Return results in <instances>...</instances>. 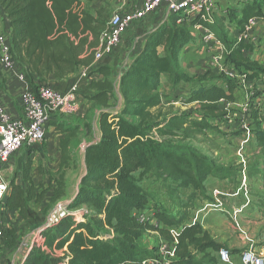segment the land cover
I'll use <instances>...</instances> for the list:
<instances>
[{"label": "trees", "instance_id": "1", "mask_svg": "<svg viewBox=\"0 0 264 264\" xmlns=\"http://www.w3.org/2000/svg\"><path fill=\"white\" fill-rule=\"evenodd\" d=\"M94 2L0 0V8L12 27L9 34L13 56L31 88L36 90L51 77L61 81L80 67L92 65L111 16L108 4L89 10L87 5ZM263 6L261 0L246 3L238 14L232 12L242 34L250 18L264 15ZM179 19L176 14L169 15L148 35L143 50L120 79L115 78L108 64L98 65L104 79L91 81L87 90L92 93L85 94L98 115L89 111L76 120L62 118L51 122L63 137L59 167L52 174L49 187L38 192L31 162L23 167L25 186L16 183V179L10 181L7 208L19 211L30 224H41L43 218L29 204L41 206L53 189L46 211L67 196V174L76 168L81 143L86 139V171L74 199L68 203V215L42 232L43 244L34 246L22 264H151L148 261L157 260L158 250L144 246L141 239L148 231L172 237L173 228L178 230V243L175 257L168 264H221L218 252L226 246L200 222L189 223L186 216L161 208L154 214L161 225L141 219L138 212L149 206L151 198L139 181L154 171L179 180L182 187L192 188L197 195L204 194L209 177L230 179L234 175L232 168L218 164L188 142L197 133L214 129L207 119L224 116L227 110L221 103L233 102L236 90L232 80L225 78L220 83L223 76L214 70L189 76L180 68L181 52L194 39L191 25L198 23L210 30L224 45L226 60L236 68H245L253 79L262 78L264 82V66L252 58L254 47L250 43L229 36L224 25L226 17L219 21L198 17L191 24L178 23ZM163 76L173 84H192L185 102L197 104L204 118L190 119L165 109L160 92ZM36 78L39 84L35 83ZM114 97H118L121 108L110 112L107 109ZM255 134L259 146L264 148V130ZM54 184L57 185L53 187ZM57 251L64 256L58 257Z\"/></svg>", "mask_w": 264, "mask_h": 264}, {"label": "rangeland", "instance_id": "2", "mask_svg": "<svg viewBox=\"0 0 264 264\" xmlns=\"http://www.w3.org/2000/svg\"><path fill=\"white\" fill-rule=\"evenodd\" d=\"M260 1L214 0L211 20L219 21L221 17H226L224 22L226 32L230 37L240 39L243 34L237 24L236 14L246 3ZM106 4H108L111 14L120 8L117 0H110ZM91 5H87L88 9L94 10ZM234 11L236 14L232 15ZM262 11L264 12V6ZM190 29L194 39L181 52L180 68L189 76L202 74L209 69L214 70L224 77L219 81L220 83L225 78L232 80L236 84V90L233 102L223 101L221 103L227 113L220 118L207 119L214 129L197 133L188 142L202 154L215 159L218 164L232 168L234 175L230 179H218L211 176L205 182L204 194L194 195L193 189L182 187L179 180L151 171L139 181V184L150 195L151 201L145 210L138 212V215L144 217L145 220L149 219L153 225L159 226L161 223H158L154 218V214L161 208L180 217L186 216L189 223H203L206 226L203 225L205 229L209 227L216 234L229 232L231 241L235 240L234 244L236 245L225 248L232 252L233 258L236 255L240 256L244 250L249 248H253L258 254H264V190L262 188L264 148L259 146L255 134L258 130H264V82L262 78L253 79L245 68L239 69L229 63L221 42L220 44L204 42L207 40L202 31L205 29L203 25L195 23L190 26ZM138 36L132 32V28L124 35L119 50L115 52L117 62L116 64L114 61L110 63L115 78L120 79L121 74H126L134 58L138 53L140 54L143 45L137 44V41H141V37H145V34L139 33ZM247 38L249 40L247 42L254 47L250 53L252 58L259 60L264 66V26L255 27ZM102 63L103 60H96L94 57L92 65L98 66ZM86 87L87 85H83L81 88L80 100L85 99L87 103L90 100L85 98V94L92 93V91L85 89ZM191 88V83L173 84L169 77L163 76L160 92L164 95L165 109L185 114L190 119L204 118V114L197 104L185 102ZM91 103L87 112L92 111L98 115V112L93 108L94 103ZM120 106L118 97H114L107 110L117 112L121 108ZM79 113L74 116L60 117L61 119L76 120L79 116L84 115L82 109ZM96 135L100 136V131H97ZM59 152L60 145L50 144L49 146L47 140L38 146L26 148L11 159L6 167L5 175L9 182L12 179L17 180V178L24 182L23 167L27 162H31L32 178L41 191L50 186L52 174H55L58 169L57 155ZM76 161L78 162L76 168L67 174V185H69L71 193L76 188L79 189L81 180L82 164L79 163V159ZM135 174L138 176L139 172ZM216 190L219 192L218 194H215ZM52 192L50 190L46 203L41 206H36L35 202L29 204L30 209L43 218L41 224H30L20 215L19 211H10L3 206L4 237L2 244L11 251L9 264H19L30 253L31 246L43 244L42 232L53 227L47 226L49 215L57 206L68 205L70 197L66 196L45 211ZM218 200L224 204L223 210L217 206ZM256 222L262 223L259 228L255 226L256 231L252 236L246 226ZM168 239L156 231H148L141 239V243L148 248L158 250L156 253L158 264H167V261L172 258L169 252L173 246ZM239 240L245 241L247 245L240 248L237 245ZM224 244L227 245V243ZM162 247L165 250L160 253L159 249ZM45 249L49 251L47 247ZM167 250L168 252L165 253ZM56 255L63 257L64 253L57 251Z\"/></svg>", "mask_w": 264, "mask_h": 264}, {"label": "built area", "instance_id": "3", "mask_svg": "<svg viewBox=\"0 0 264 264\" xmlns=\"http://www.w3.org/2000/svg\"><path fill=\"white\" fill-rule=\"evenodd\" d=\"M120 8L114 10L110 16L107 29L101 35L100 45L95 50L96 60H102L106 55H112L120 48L124 35L137 21L164 9L168 15L176 14L180 17L178 23L192 22L197 17L212 21V9L214 0H143L138 8L127 9L128 0H117ZM192 26V25H191ZM257 26H264V15L252 17L245 24V30L240 40L246 42L249 34ZM206 40L212 44H220V41L207 28L202 29ZM26 82V75L13 56L10 34L0 30V245L4 237V218L2 207L11 192L10 182L5 175V167L22 150L32 148L46 141L48 127L59 116L78 115L80 112L81 89L78 84H73L69 91L63 92L49 83H42L36 90L29 86L18 97L17 106L19 114L9 108L8 82L15 79ZM6 80L5 85L3 81ZM120 102L121 96L119 95ZM13 102V101H12ZM14 104V102H13ZM219 192L216 190L215 194ZM67 204L57 206L49 215L47 226L57 225L61 219L68 215ZM217 206L223 210L222 201H217ZM77 214V212L75 213ZM145 220L144 217H141ZM158 223H160L158 221ZM159 225V224H158ZM173 244L169 254L175 257V248L178 243V230L171 229ZM34 247L31 246V251ZM160 248V253L164 252ZM165 251V253H167ZM221 264H235L232 252L222 248L218 252ZM169 259L167 264L170 262ZM241 264H264V254H258L253 248L244 250L240 255ZM153 264L157 260H149Z\"/></svg>", "mask_w": 264, "mask_h": 264}, {"label": "crops", "instance_id": "4", "mask_svg": "<svg viewBox=\"0 0 264 264\" xmlns=\"http://www.w3.org/2000/svg\"><path fill=\"white\" fill-rule=\"evenodd\" d=\"M109 1L110 0H99V1L94 2L91 6L94 9H97V8L103 6L104 4H106ZM142 1L143 0H128V3L129 4L127 6V9H133V8L140 7L142 5ZM168 16L169 15L167 14V11L164 10V9H162V10H160V11H158V12H156V13L148 16V17H146L143 20L137 21L131 27L132 28V32L135 35L138 36L139 33L141 35L142 34H145V37H141V39H142L141 41H139V42L137 41V44L139 43V44L143 45L141 47L140 52L143 50V48L145 46V43H146V41L149 38L148 35L151 32H153L154 30H156L158 27H160L167 20V17ZM0 30H5L8 33H10L12 31V27H11L10 20L8 18V15L5 13V11L2 8H0ZM118 50L119 49H117L116 51H118ZM115 52H114L113 55H108V56L106 55L102 59L103 60V63L102 64H108L110 66V63L113 62V61H114V64H116V62H117L116 57L117 56H115L116 55ZM138 55H139V53H138ZM97 68H98V66H93V65H90L89 67L82 66V67H80L77 70V72L70 74L65 79H63L61 81H57L55 78L51 77L48 80V83L51 84V85H53L55 88H57V89H59V90H61L63 92L69 91L71 89V86L73 84H78L80 86V89H81L83 85H89V83L91 81H93V80H103L104 79V76L97 70ZM5 83H6V80L3 81V85H5ZM35 83L36 84H39V78H36L35 79ZM29 86H30V84H29L28 81H26V82H20V81L16 80V78L15 79H11L8 82V95L10 94L9 95L10 97L8 99V105H9V108L16 115L20 113V109L17 106L18 97L23 92H25L26 89ZM85 89H87V87ZM12 101L14 102V104H13ZM86 101L87 100H85V99L80 100V109H82V114H85L87 112L88 107H90L92 105L91 101H88L87 103H86ZM59 119H61L60 116L57 117L56 120L52 121V123L55 122V121H57V120H59ZM52 123L48 127V136H47V139H46L47 140V143L49 144V146H50V144H52V145H55V144L58 145L59 144L60 145V140L63 137V134L59 130H57L52 125ZM95 129H96V132L99 131L97 124L95 126ZM95 137L98 139L100 136L96 135V133H95ZM87 145H88V143H87L86 139L83 140V142L81 143V147H80L78 156H77V160L79 159V163L81 162V164H82L81 178H82V176L84 175V173L86 171L85 151H86V146ZM60 159H61V152H59V154L57 155V163L58 164L60 163ZM6 167H5V174H6V171H7V168ZM58 167H59V165H58ZM19 179L20 178H17L16 183L22 184V185L25 186L24 182H22ZM80 181H79V183H80ZM36 186H37L38 192H40L39 186L37 184H36ZM55 186L56 185L54 184L53 187H55ZM51 190L53 191V189H51ZM77 191H78V189L76 188V190L73 193H71L70 190H69V185H67V196L70 197L69 202L72 199H74ZM49 192H48V194H49ZM48 194H47V196H48ZM47 196L45 197V199L43 201V204L46 203ZM51 197L52 196H50V199H51ZM3 206H5L6 209H7L6 202L4 203ZM2 211H3V207H2ZM261 223H258V222H256L255 224L252 223V224H250V226L247 224L246 227H247L248 231L250 232V234L252 236L255 234L254 232L256 231L255 230V226H257L256 228H259L260 227L259 225ZM201 224L204 225L203 223H201ZM204 227H206V226L204 225ZM206 229L212 234V236L217 241L223 242V243H227V245H225L226 247H229L230 248V247H233V245H236V244H234V243H236L235 240H234V242L231 241L229 232L226 233V234H216V232H212L211 228L207 227ZM237 243H238L237 245L240 246V248L241 247H245L247 245V243L245 241H243V240H239ZM10 253H11V251H9V249H7L4 244H1L0 245V264H9ZM27 256H25L21 261L19 260L20 261L19 264H22L26 260ZM234 262H235V264H241L240 263V256H238V255L234 256ZM13 264H15V263H13Z\"/></svg>", "mask_w": 264, "mask_h": 264}]
</instances>
